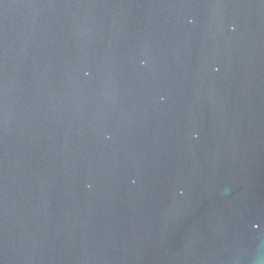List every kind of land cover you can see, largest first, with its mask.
I'll list each match as a JSON object with an SVG mask.
<instances>
[{
    "label": "water",
    "instance_id": "95a60500",
    "mask_svg": "<svg viewBox=\"0 0 264 264\" xmlns=\"http://www.w3.org/2000/svg\"><path fill=\"white\" fill-rule=\"evenodd\" d=\"M0 264H264V0H0Z\"/></svg>",
    "mask_w": 264,
    "mask_h": 264
},
{
    "label": "clouds",
    "instance_id": "9594fccd",
    "mask_svg": "<svg viewBox=\"0 0 264 264\" xmlns=\"http://www.w3.org/2000/svg\"><path fill=\"white\" fill-rule=\"evenodd\" d=\"M233 27H235V26H233Z\"/></svg>",
    "mask_w": 264,
    "mask_h": 264
}]
</instances>
